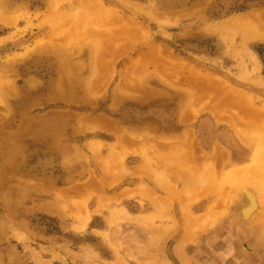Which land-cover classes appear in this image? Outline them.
I'll return each mask as SVG.
<instances>
[{"label": "rangeland", "instance_id": "374dc122", "mask_svg": "<svg viewBox=\"0 0 264 264\" xmlns=\"http://www.w3.org/2000/svg\"><path fill=\"white\" fill-rule=\"evenodd\" d=\"M17 10L15 26L0 25V264H177L180 206L191 213L209 192L236 203L254 182L245 173L255 165L235 181L205 166L192 192L191 132L211 118L264 153V41L243 51L244 32L207 33L264 12V0H5L6 14ZM195 79L208 82L203 98ZM129 141L164 201L142 220L145 237L109 238L92 232L103 200L92 188L129 183ZM174 221L178 234L155 240Z\"/></svg>", "mask_w": 264, "mask_h": 264}, {"label": "crops", "instance_id": "0c3cea01", "mask_svg": "<svg viewBox=\"0 0 264 264\" xmlns=\"http://www.w3.org/2000/svg\"><path fill=\"white\" fill-rule=\"evenodd\" d=\"M200 125L199 131L196 128L191 132L195 145V148L190 150L192 192L199 173L203 172L205 166L216 165L217 172L224 181L240 179L245 171L253 168L258 154H255L252 146L243 143L235 132L219 126L211 118H206ZM136 146L137 143L129 141V151H132L129 155V183L128 180L123 181L113 194H110L105 183L100 182L92 188L94 193L97 192L103 197V200L91 209V224L95 223L92 232L95 234L112 238L117 231L129 229L131 233L141 231V237H145L150 230H144L136 225L135 219L139 221L146 218L157 219L160 214L161 202L164 201L165 195L157 186L150 183L149 178L143 176L146 167L142 156L137 154L139 150L135 148ZM239 198L236 203H230L228 207L211 213L210 219L215 223L213 226L207 224L205 230L200 229L196 234L198 240L195 248L191 249L194 254L191 264H264V225L260 227L256 224L263 218V205H260L259 212L247 219L244 211L248 208L249 201L245 194ZM217 199L213 192L200 196L199 200L192 202V216L196 218L207 216L210 206ZM223 211L227 212L215 217V214ZM172 213L173 219L177 220L174 208ZM119 217L125 219L124 223H129V226L126 224L115 226ZM151 227L156 229L158 225L154 222ZM177 234L175 232L174 237ZM171 240H167L166 243Z\"/></svg>", "mask_w": 264, "mask_h": 264}, {"label": "bare ground", "instance_id": "6f19581e", "mask_svg": "<svg viewBox=\"0 0 264 264\" xmlns=\"http://www.w3.org/2000/svg\"><path fill=\"white\" fill-rule=\"evenodd\" d=\"M4 7H5V0H0V25L7 26V27H12L13 25L15 26V24L22 17L21 16L22 11L17 10L11 16H9L8 14L4 12ZM134 12L140 16H147L149 11L135 9ZM111 17L112 16H107L106 18L109 19ZM113 17L115 16L113 15ZM207 31H208L207 33H212V34H225V33L235 32V31L244 32L245 36L241 40V47H242V50L245 51L246 50L245 44L249 40L260 41V42L264 41V12L234 19L232 21L216 26L213 29H210ZM80 37L86 38L87 33H82ZM89 37L92 38V36H89ZM112 39H115V36H113ZM199 80L200 79H195L194 81L191 82V89L193 90V94L195 93L196 95H198L202 93L203 95H201L200 98H203L204 96L207 95L209 85H208L207 80H203V79L201 81ZM257 85H260V84L257 83ZM236 101H238L237 96H232L230 98V103H235ZM252 117H253L252 120H254L253 121L254 125H257L260 123L259 116L256 117L253 114ZM214 118L216 119V121H219V122L224 121L218 115L217 116L214 115ZM229 119L235 121L233 117H229ZM239 119L242 120L241 118ZM236 135L238 137L241 136V134H236ZM243 140L244 139L242 138L241 141ZM190 141H191L190 146H189L190 149L195 148V145L193 142L194 140L191 138ZM254 165H255L254 169H250V171H247L245 173V174H248V177L253 179L254 182L252 184H247V185H245L246 184L245 183L242 186L243 193L246 195V198L249 201V206L244 211V216L247 219L251 218L252 215L259 212L261 204L263 205V208H264V153L257 155ZM247 186H252L256 190H259V193L260 195H262V197L260 198L258 195L254 194L252 191L247 190L246 189ZM229 193H231V191ZM230 203L231 202L228 200V198H226L224 195H221L210 206L209 214L205 217H200V218L193 217L192 214L189 211H187L185 206H180V210L183 212V215H184V233H183V236L178 241V243L174 245L173 252H172L174 260L176 261L177 264H191L190 259L185 252L186 246L188 245V243H195L196 238H197L196 234L199 232L198 229L205 230L207 228V224L208 225L211 224V226L214 225L215 222L210 219L211 213L215 212V210L228 207ZM262 217H263L262 220H258L256 223L258 226L260 225V227L264 225V210L262 212ZM134 222L136 225L143 228L144 230H149L150 224H147L142 220L139 221L137 219H135ZM174 226L175 228L173 230H167L164 232H161L159 230L154 231L155 240L165 241V242L167 240H171L174 237V234L177 229V224L175 221H174Z\"/></svg>", "mask_w": 264, "mask_h": 264}]
</instances>
